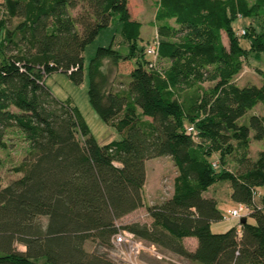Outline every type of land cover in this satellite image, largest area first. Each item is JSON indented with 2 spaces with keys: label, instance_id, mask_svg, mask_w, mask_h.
Segmentation results:
<instances>
[{
  "label": "trees",
  "instance_id": "obj_1",
  "mask_svg": "<svg viewBox=\"0 0 264 264\" xmlns=\"http://www.w3.org/2000/svg\"><path fill=\"white\" fill-rule=\"evenodd\" d=\"M152 1L156 28L145 44L128 0L0 2V149L7 129L17 127L28 155L15 168L18 176L0 184V264H115L85 242L109 243L124 229L202 264H264V150L249 154L250 130L264 138V114L238 121L257 103L264 106V71L260 84L234 81L244 57L264 52V0ZM115 14L128 51L97 46L87 93L121 138L99 143L79 108L56 97L45 78L61 70L81 83L82 51ZM243 18L249 24L240 33L233 22ZM156 39L163 67L145 57ZM103 61L123 76L109 87ZM210 78L209 86L200 83ZM161 155L176 168L170 195L147 207L150 223L118 225L143 204L145 162ZM230 156L235 172L226 167ZM219 179L230 181L231 198L248 211L244 222L214 232L212 221L223 215L216 197L204 192ZM185 237L196 238L193 250Z\"/></svg>",
  "mask_w": 264,
  "mask_h": 264
},
{
  "label": "rangeland",
  "instance_id": "obj_2",
  "mask_svg": "<svg viewBox=\"0 0 264 264\" xmlns=\"http://www.w3.org/2000/svg\"><path fill=\"white\" fill-rule=\"evenodd\" d=\"M3 0H0V2ZM144 1V5L143 2ZM130 8L133 13L141 16L142 21L140 44H145L151 40L155 34V26H153L148 18H152L154 7L150 0H129ZM142 7V8H141ZM1 8V7H0ZM12 22L15 24L19 17H12ZM173 23V20H171ZM249 24L247 18L236 19L233 22L234 29L237 31L241 27H246ZM12 26V25H11ZM121 23L115 14L111 22L100 29L95 38L86 44L83 55V70L84 77L81 83H75L66 72L61 70L51 71L45 78L46 86L52 91V93L60 99H68L74 105H76L83 117L85 118L91 133L99 143H104L113 139L121 138L119 131L111 124L103 121L96 111L92 108L88 100V83L89 74L88 67L91 57L94 55L97 46L109 45L122 53L128 51V46L120 36ZM240 45L248 49L249 39L243 34H238ZM150 59L147 55L145 56ZM157 64L160 67L165 65V61L158 59ZM102 69L108 76L107 86L112 81H117L123 76L117 77L114 66L108 61H103ZM208 71V70H207ZM264 71V52L261 53L258 59L254 55L244 57L243 66L241 70L235 75L234 81L239 85L244 84H260L262 81V72ZM211 73V71H209ZM208 72V73H209ZM207 73V74H208ZM211 75V74H210ZM209 75V76H210ZM213 78L200 81L205 87L212 84ZM257 106L252 110L249 109L241 116L238 121L240 123H246L248 116L254 112L264 114V106L262 103H257ZM80 137V136H79ZM6 145L0 149V184L5 185L12 179L16 178L20 172H17L15 168L20 166L23 159L27 155V141L23 133L17 127H10L6 131L5 135ZM249 154L251 157L256 158L260 150H264V138L255 139L253 137V130H250V142H249ZM213 163L217 164L218 153L213 152L210 157ZM228 161L226 167L235 172V162L232 156L227 157ZM215 164V165H216ZM146 177L145 185L143 187V204L133 211L123 215L117 219V224L122 225L131 221H138L140 223H150L152 218L148 214L147 207L156 202L163 200L170 195L173 188V178L176 174V168L169 155H161L152 157L146 160ZM231 185L230 181L226 179L216 180L212 185L208 187L204 195H213L217 199V205L220 209L223 217L218 220L212 221V231L220 232L224 231L230 226L237 225L240 220L239 216H231L230 209L237 206V202L231 198ZM263 193V188H258V195L256 196L257 204L261 205L260 198ZM246 213L243 214L245 216ZM247 221L254 223L255 219L247 215ZM127 232L134 235V237L127 238L126 241L119 243L115 240H111L109 243H99L89 238L85 242V247L89 251H95L111 260L115 264H202L200 262L191 260L183 255L175 253L165 247H161L156 243H151L146 239H140L135 236V233L124 229ZM183 244L188 250H193L196 245L195 237H185ZM16 247L20 250H24L25 246L21 243H17ZM40 262V261H39Z\"/></svg>",
  "mask_w": 264,
  "mask_h": 264
},
{
  "label": "built area",
  "instance_id": "obj_3",
  "mask_svg": "<svg viewBox=\"0 0 264 264\" xmlns=\"http://www.w3.org/2000/svg\"><path fill=\"white\" fill-rule=\"evenodd\" d=\"M239 32L244 33L245 32L244 28L241 27ZM157 45H158V40L156 39L151 44H149L147 46V52H148V54L151 55L150 60L148 62L149 66H155L157 63V60H158ZM188 130L193 131L194 130L193 126H189ZM247 209H248V207L245 204L239 202L236 207L230 209V215L241 217V216H243L244 213H247V211H248ZM128 236H130L131 238L134 237L133 234L127 232L126 230H120L112 236L111 240H113V241L115 240L118 243L120 241L124 242L127 240V238H129Z\"/></svg>",
  "mask_w": 264,
  "mask_h": 264
},
{
  "label": "crops",
  "instance_id": "obj_4",
  "mask_svg": "<svg viewBox=\"0 0 264 264\" xmlns=\"http://www.w3.org/2000/svg\"><path fill=\"white\" fill-rule=\"evenodd\" d=\"M151 2H152V5H153V7H154V11H153V16H152V18H148V21L153 25V26H155L154 25V17H155V11H156V6H155V4H154V2L152 1V0H150ZM143 2V4L142 5H144V1H142ZM128 7H129V10H130V13H131V16H132V18H137L138 20H140V18H143V17H141V16H138L137 14H134L133 13V10H132V8H130V5H129V0H128ZM142 8V7H141ZM141 21V20H140ZM142 22V21H141ZM141 27H142V25H141ZM222 40H223V42L226 44L227 43V37L225 36V34H224V32L222 31ZM163 61H165L166 62V64H167V60L166 59H162ZM193 238V237H192ZM195 240H196V238H195Z\"/></svg>",
  "mask_w": 264,
  "mask_h": 264
},
{
  "label": "water",
  "instance_id": "obj_5",
  "mask_svg": "<svg viewBox=\"0 0 264 264\" xmlns=\"http://www.w3.org/2000/svg\"><path fill=\"white\" fill-rule=\"evenodd\" d=\"M245 220H246V219H245L244 216L240 218V221H241V222H244Z\"/></svg>",
  "mask_w": 264,
  "mask_h": 264
}]
</instances>
